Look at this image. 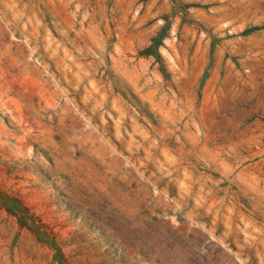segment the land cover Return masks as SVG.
<instances>
[{"label":"rangeland","instance_id":"rangeland-1","mask_svg":"<svg viewBox=\"0 0 264 264\" xmlns=\"http://www.w3.org/2000/svg\"><path fill=\"white\" fill-rule=\"evenodd\" d=\"M0 264H264V0H0Z\"/></svg>","mask_w":264,"mask_h":264}]
</instances>
